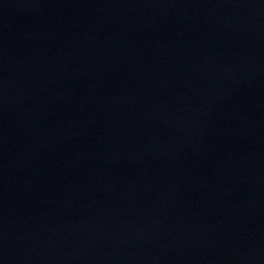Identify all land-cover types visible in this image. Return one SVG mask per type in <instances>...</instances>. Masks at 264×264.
I'll use <instances>...</instances> for the list:
<instances>
[{
	"label": "water",
	"instance_id": "1",
	"mask_svg": "<svg viewBox=\"0 0 264 264\" xmlns=\"http://www.w3.org/2000/svg\"><path fill=\"white\" fill-rule=\"evenodd\" d=\"M0 264H264V0H0Z\"/></svg>",
	"mask_w": 264,
	"mask_h": 264
}]
</instances>
